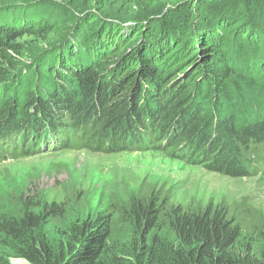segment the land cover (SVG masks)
I'll use <instances>...</instances> for the list:
<instances>
[{
	"label": "trees",
	"instance_id": "16d2710c",
	"mask_svg": "<svg viewBox=\"0 0 264 264\" xmlns=\"http://www.w3.org/2000/svg\"><path fill=\"white\" fill-rule=\"evenodd\" d=\"M65 1L23 0L40 17L0 23V161L159 146L230 176L264 171V0ZM26 36L46 44L30 62ZM81 193L0 199V264H264V214L245 200L183 204L143 188L72 214Z\"/></svg>",
	"mask_w": 264,
	"mask_h": 264
},
{
	"label": "rangeland",
	"instance_id": "374dc122",
	"mask_svg": "<svg viewBox=\"0 0 264 264\" xmlns=\"http://www.w3.org/2000/svg\"><path fill=\"white\" fill-rule=\"evenodd\" d=\"M55 1L64 5L67 3L65 0ZM136 1L108 0L107 5L115 9L125 4L128 7ZM40 3L51 21L69 19L62 4L55 7L52 3ZM145 3L151 4V1L145 0ZM32 10L34 8L30 7V3L23 0H0V23H9L7 21L14 20L16 14L22 12L31 14L33 18L39 16L33 15ZM39 38L26 36L20 39L24 48L21 58L24 61L30 62L31 53L46 48ZM49 64L46 59L44 67ZM31 76L27 75L25 81L15 88L16 95L26 89ZM161 140L164 141V138H158L157 142L162 143ZM167 148L157 146L146 151L106 152L87 147L49 148L17 159H5L0 161V199L29 189L43 195L48 201L62 202L67 201L74 192H82L79 204L82 202L84 206L72 214L81 213L82 210L85 213H99L114 197H128L144 188L168 192L174 202L183 204L191 199L203 203L209 199L215 202L224 200L228 204L245 200L264 214V171L251 176H230L210 169L207 160L189 162L190 157L184 154L185 151L183 155L179 151L182 157H178L175 149L167 151ZM13 262L26 264L22 260L17 262V259Z\"/></svg>",
	"mask_w": 264,
	"mask_h": 264
},
{
	"label": "clouds",
	"instance_id": "9594fccd",
	"mask_svg": "<svg viewBox=\"0 0 264 264\" xmlns=\"http://www.w3.org/2000/svg\"><path fill=\"white\" fill-rule=\"evenodd\" d=\"M256 174H258V173H256ZM254 175H255V174H254ZM18 261H20V260H17V262H18Z\"/></svg>",
	"mask_w": 264,
	"mask_h": 264
}]
</instances>
